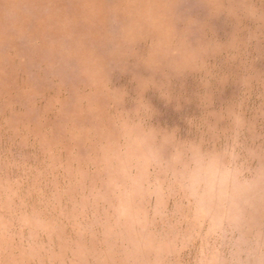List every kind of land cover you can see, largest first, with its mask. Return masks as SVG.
I'll use <instances>...</instances> for the list:
<instances>
[{
    "label": "rangeland",
    "instance_id": "obj_1",
    "mask_svg": "<svg viewBox=\"0 0 264 264\" xmlns=\"http://www.w3.org/2000/svg\"><path fill=\"white\" fill-rule=\"evenodd\" d=\"M250 2L198 33L229 35L201 57L224 78L205 90L171 69L195 59L181 0H0V264H264ZM155 48L159 72L122 74Z\"/></svg>",
    "mask_w": 264,
    "mask_h": 264
},
{
    "label": "clouds",
    "instance_id": "obj_2",
    "mask_svg": "<svg viewBox=\"0 0 264 264\" xmlns=\"http://www.w3.org/2000/svg\"><path fill=\"white\" fill-rule=\"evenodd\" d=\"M180 23L184 30L188 32L187 39L191 45L196 48L192 49L195 59L189 57H181L179 60L173 61L171 64L172 72L178 78L183 79L185 71L192 69L199 73L197 83L202 89H210L214 85V81L220 82L224 78L221 74L215 73L207 59L202 56L210 57L223 46V41L229 39L228 34L218 35L217 43L207 47H200L201 41L198 35L205 27L211 26L217 28V22L223 21L226 25L231 26L234 21L241 18L238 6L234 0H181L179 5ZM243 18L250 21L264 20V0H251L250 3L244 5ZM169 53L165 48H155L146 54V58L135 65L134 68H122V74L132 78L137 76L147 77L150 73L159 72L164 59ZM247 84V81H245ZM221 87H227V83L220 84ZM206 98V97H205ZM182 111V109H176Z\"/></svg>",
    "mask_w": 264,
    "mask_h": 264
}]
</instances>
